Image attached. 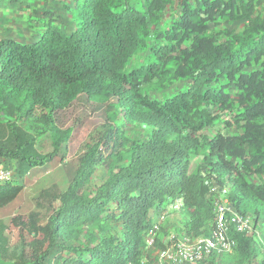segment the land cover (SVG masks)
I'll return each mask as SVG.
<instances>
[{"label": "trees", "instance_id": "trees-1", "mask_svg": "<svg viewBox=\"0 0 264 264\" xmlns=\"http://www.w3.org/2000/svg\"><path fill=\"white\" fill-rule=\"evenodd\" d=\"M174 1L74 0L71 33L50 22L33 43L0 40V162H12L17 176L0 182V211L20 196L18 177L51 165L86 115L80 111L65 132L57 123L64 113L91 104L107 116L72 162V178L36 199L10 264H139L154 213L169 201L183 200L189 234L213 222L207 182L228 187L241 213L252 207L256 222L264 220L260 1L184 0L171 27L155 29ZM235 22L243 23L240 32L217 30ZM144 52L146 63H134ZM175 82L184 85L172 97L151 98ZM120 122L145 128L146 136L130 138ZM49 131L58 138L42 155L36 143ZM99 168L107 178L92 189ZM5 230L0 257L8 252ZM233 238L240 264H264L255 239Z\"/></svg>", "mask_w": 264, "mask_h": 264}, {"label": "rangeland", "instance_id": "rangeland-1", "mask_svg": "<svg viewBox=\"0 0 264 264\" xmlns=\"http://www.w3.org/2000/svg\"><path fill=\"white\" fill-rule=\"evenodd\" d=\"M184 0H176L169 5L165 11V15L161 20V25L157 26L155 29H169L175 19L180 14L182 10ZM191 3H195V0H189ZM260 4L258 6V13L264 16V0H259ZM68 2V0H67ZM67 6L65 10L68 11ZM69 15V14H67ZM70 18V16H69ZM224 28H228L230 30H234L236 32H240L243 28L242 22H235L230 26H219L217 27L218 31H222ZM37 40V39H36ZM31 41L33 43L34 41ZM188 45V44H187ZM148 53L144 52L140 55L134 63L142 64L146 63ZM258 67L256 66L255 69ZM184 83L183 82H175V84L169 85L165 90L152 91L150 92V96L152 99L163 100L168 97H172L173 94L182 89ZM82 107L84 109H82ZM71 115L64 113L63 118L57 122L58 127L65 132L69 128H73V122L75 117L80 114L82 111V115H85V118L78 124V128H73V132L68 142L62 146L61 152L59 153V157L48 166L43 168H33L29 170H25L23 173L24 176L18 177V185L22 186V192L18 199L11 204L8 208L3 211H0V227L6 226L5 236L8 238V252L0 257V264H10L16 261V254H18L22 248V234L27 231L26 224L28 222V215L37 210L36 207V199L42 193V191L49 189L53 184H58L61 187H64L66 182L72 178L74 174L73 161L76 159L77 155L80 154L83 144L88 141V137L90 133L93 131L95 126L98 124H102L106 121L107 116L103 115L100 111L93 109L90 105L87 106H75L70 109ZM111 114V110L109 112ZM5 121V120H4ZM120 126L127 130V135L132 139H143L146 136L147 130L145 128H141L137 125H132L126 122H120ZM125 130V131H126ZM58 138V135L52 131H49L44 136L40 137L36 143L37 151L42 154H48L53 151L54 144ZM61 157L63 160H61ZM201 157L194 158L191 162L190 172H192L196 166L200 163ZM15 170V167H13ZM107 178V172L104 168H99L95 174L93 175L90 183V188L94 189L101 185ZM44 217L46 216L44 210H40ZM249 218L252 221H255V212L252 207H248L247 213ZM179 221L180 223H185L186 216L185 214L179 213ZM20 217V222L18 225H14L12 223V219ZM174 216L172 219H176ZM172 225L171 221L168 222ZM257 228L262 232L261 234L264 236V220H260V223L257 224ZM29 241L31 238H29ZM257 244L259 242L256 240ZM30 250H26V256L30 255ZM226 259V258H224ZM222 260L220 264H240L239 259L234 255L232 257L227 258L226 260ZM241 264H248L246 260H244ZM256 264H261V259L256 260Z\"/></svg>", "mask_w": 264, "mask_h": 264}, {"label": "built area", "instance_id": "built-area-1", "mask_svg": "<svg viewBox=\"0 0 264 264\" xmlns=\"http://www.w3.org/2000/svg\"><path fill=\"white\" fill-rule=\"evenodd\" d=\"M12 162H0V182L17 179ZM214 220L199 235L186 232L183 223L175 228L168 222L175 214L184 212L182 199H174L156 211L153 224L145 238V247L139 264H213L234 254L237 241L233 234H243L259 242L264 249V236L257 228L260 222L252 221L241 213L230 199V189L210 182Z\"/></svg>", "mask_w": 264, "mask_h": 264}, {"label": "crops", "instance_id": "crops-1", "mask_svg": "<svg viewBox=\"0 0 264 264\" xmlns=\"http://www.w3.org/2000/svg\"><path fill=\"white\" fill-rule=\"evenodd\" d=\"M74 7V0H0V40L31 43L50 22L71 33L76 27L72 17ZM174 216L177 218L172 219ZM170 221L177 228L179 215H173Z\"/></svg>", "mask_w": 264, "mask_h": 264}]
</instances>
